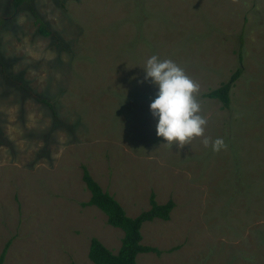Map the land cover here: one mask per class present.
I'll use <instances>...</instances> for the list:
<instances>
[{
	"label": "rangeland",
	"instance_id": "1",
	"mask_svg": "<svg viewBox=\"0 0 264 264\" xmlns=\"http://www.w3.org/2000/svg\"><path fill=\"white\" fill-rule=\"evenodd\" d=\"M29 2L52 34L13 0H0V31L47 38L63 78L54 92L52 84L40 90L26 70H13L22 57L0 46V99L15 96L21 124L26 104L53 120L48 132H26L45 141L31 155L0 126V254L11 241L3 264H95L94 237L118 252L124 231L83 204L91 197L84 167L131 217L150 208L152 192L158 203L175 201L169 220L144 223L142 243L161 253H141L137 264H264V0ZM21 13L28 19L18 27ZM152 55L199 83L205 136L223 138L226 149L214 152L199 137L180 149L156 135L158 86L143 68ZM241 65L229 107L204 96ZM56 129L70 138L53 161Z\"/></svg>",
	"mask_w": 264,
	"mask_h": 264
},
{
	"label": "clouds",
	"instance_id": "2",
	"mask_svg": "<svg viewBox=\"0 0 264 264\" xmlns=\"http://www.w3.org/2000/svg\"><path fill=\"white\" fill-rule=\"evenodd\" d=\"M47 3L48 0H38ZM48 19L56 20L59 26L58 14H52L48 9ZM28 17L21 13L16 17L15 24L23 26ZM0 46L7 48L10 54L22 57L21 62L14 65V71L26 70L27 78L33 80L40 90H46L49 84L53 85L63 78V73L54 65L58 58L57 53L50 47L47 38L20 36L11 31H0ZM64 63L68 62L67 55L59 57ZM39 64V67L35 65ZM144 80L158 86V93L150 104L154 118H158L156 135L162 137L167 144H176L183 149L191 144L195 138H202L205 147L211 146L214 152L226 149L227 145L223 138L205 136V128L208 120L201 114L202 107L198 99L200 85L192 79L186 71L171 59L161 60L157 55L147 59L145 65ZM143 83V81H141ZM2 92V89H0ZM21 104L15 96L0 99V126L4 128L7 138L14 144L18 152L38 153L45 147L43 139H29L26 132L37 134L48 132L52 128L53 120L45 110L36 106H24L25 122H19ZM56 143L60 145L58 150L51 151L53 161L59 160L64 153V145L70 138L65 130L56 129L52 132ZM2 147V146H0Z\"/></svg>",
	"mask_w": 264,
	"mask_h": 264
},
{
	"label": "trees",
	"instance_id": "3",
	"mask_svg": "<svg viewBox=\"0 0 264 264\" xmlns=\"http://www.w3.org/2000/svg\"><path fill=\"white\" fill-rule=\"evenodd\" d=\"M13 2L15 10H18L25 2L28 3L35 16V23L39 25V31L44 35L52 34V30L46 26L29 0H13ZM6 19L7 17H0V27ZM242 73L243 66L241 65L233 72L228 81L205 93L204 96L219 99L224 107H229L231 103V91ZM42 101L48 104L47 100L43 99ZM83 180L91 192L90 199L83 204L85 206L94 205L99 207L107 214L109 224L121 228L125 233L121 247L117 253H114L97 237L92 238L88 255L93 263L137 264V256L141 253H161L158 248L142 243L143 234L141 229L145 222L156 218L169 220L171 212L175 207L173 199H169L165 203H158L155 193L152 192L150 196V208L142 211L135 217H131L127 214L121 203L109 191L101 187L86 167H84ZM10 245L11 241H8L3 252L0 254V264L4 263Z\"/></svg>",
	"mask_w": 264,
	"mask_h": 264
}]
</instances>
